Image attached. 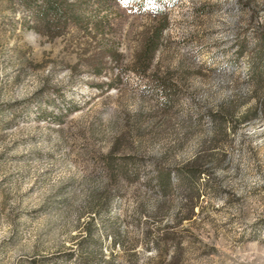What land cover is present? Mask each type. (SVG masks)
Instances as JSON below:
<instances>
[{"label":"rangeland","instance_id":"1","mask_svg":"<svg viewBox=\"0 0 264 264\" xmlns=\"http://www.w3.org/2000/svg\"><path fill=\"white\" fill-rule=\"evenodd\" d=\"M46 1L0 0V264H264V0Z\"/></svg>","mask_w":264,"mask_h":264},{"label":"trees","instance_id":"2","mask_svg":"<svg viewBox=\"0 0 264 264\" xmlns=\"http://www.w3.org/2000/svg\"><path fill=\"white\" fill-rule=\"evenodd\" d=\"M74 5L71 3H68L66 1H59V0H47L46 4L41 9V12L38 14V19L40 22L45 24L46 26H51L55 22H63L66 23L69 18H73L78 20L79 15L77 14L76 9L73 7ZM41 14V15H40ZM165 19L161 23V25L155 30L153 35L148 36V39H146V42L144 44V49H142L141 52H138L137 58H140L144 54V57L147 58V60L152 59L154 56V53L156 49L159 46V42L161 39L162 29L165 27L168 23L167 20V13L164 14ZM142 53V55H141ZM150 61V60H149ZM123 166L121 165L120 168ZM200 170L198 168L197 163H189L187 167L182 170L181 173H179L180 176H182V179L185 180V175H194L197 176L200 174ZM170 172L167 170H162L160 174V185L165 190L167 189V186L170 183Z\"/></svg>","mask_w":264,"mask_h":264}]
</instances>
